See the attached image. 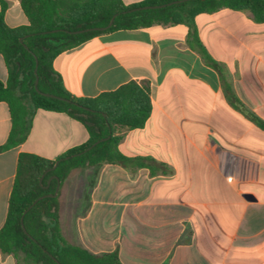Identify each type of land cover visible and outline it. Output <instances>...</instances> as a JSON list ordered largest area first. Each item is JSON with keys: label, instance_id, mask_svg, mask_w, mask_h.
Instances as JSON below:
<instances>
[{"label": "crops", "instance_id": "crops-1", "mask_svg": "<svg viewBox=\"0 0 264 264\" xmlns=\"http://www.w3.org/2000/svg\"><path fill=\"white\" fill-rule=\"evenodd\" d=\"M10 27L27 24L6 0ZM126 4L141 0H122ZM214 64L191 46L183 24L96 35L52 61L76 97L135 81L151 110L141 128L121 130L126 165L73 168L58 186L65 239L121 264H264V23L247 10L194 17ZM8 70L0 54V81ZM11 127L0 101V145ZM85 126L63 112L35 111L26 140L0 151V228L18 156L55 159L84 143ZM0 264H16L0 250Z\"/></svg>", "mask_w": 264, "mask_h": 264}, {"label": "trees", "instance_id": "trees-1", "mask_svg": "<svg viewBox=\"0 0 264 264\" xmlns=\"http://www.w3.org/2000/svg\"><path fill=\"white\" fill-rule=\"evenodd\" d=\"M170 1L173 0L126 4L122 0H19L27 24L10 27L4 20L8 3L0 0V54L8 70L6 81H0V101L7 104L11 119L0 151L26 140L38 109L63 112L81 122L87 131L84 143L55 159L29 152L19 154L5 222L0 228V250L12 255L16 264H121L116 252L93 254L65 239L59 224L58 193L28 207L38 197L53 194L57 181L60 185L73 168L100 163L126 165L130 158L118 148L120 132L144 125L151 110L148 87L130 81L96 97H76L53 68L52 61L58 54L102 33L183 23L188 27L190 45L197 46L208 64H214L198 39L196 15L221 8L247 10L254 21L264 23V0H188L160 8L131 10ZM114 14L112 25L105 30L70 32L105 26ZM251 117L264 128L263 121Z\"/></svg>", "mask_w": 264, "mask_h": 264}, {"label": "water", "instance_id": "water-1", "mask_svg": "<svg viewBox=\"0 0 264 264\" xmlns=\"http://www.w3.org/2000/svg\"><path fill=\"white\" fill-rule=\"evenodd\" d=\"M188 0H173V1H170V2H167V3H163V4H158V5H146V6H139V7H136V8H132L131 10H140V9H147V8H160V7H164V6H167V5H172V4H177V3H182V2H186ZM116 16V14L112 15V17L110 18L109 22L105 25V26H102V27H91V28H85V29H80V30H75V31H70L72 33H79V32H84V31H88V30H105L107 29L108 27H110L113 23V20H114V17ZM20 41H22V39L20 38ZM37 79L35 80V89L38 91L37 89ZM44 95H49L47 93H43ZM109 137V136H107ZM107 137L105 138H102V139H99L97 141H95L92 145L88 146L86 149L83 150V152L89 150L92 146H94L96 143H98L100 140H104L106 139ZM57 162L54 164V167L56 166ZM58 186H59V182L57 181V186H56V189L54 191L53 194H45L43 196H40L38 197L36 200L33 201V203L28 207L30 208L33 204H35L39 199L45 197V196H51V195H56L57 194V190H58Z\"/></svg>", "mask_w": 264, "mask_h": 264}]
</instances>
